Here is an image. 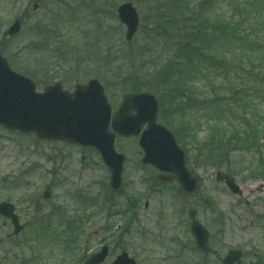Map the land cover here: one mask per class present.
Segmentation results:
<instances>
[{"label":"rangeland","instance_id":"rangeland-1","mask_svg":"<svg viewBox=\"0 0 264 264\" xmlns=\"http://www.w3.org/2000/svg\"><path fill=\"white\" fill-rule=\"evenodd\" d=\"M123 2H132L140 15L131 43L117 15ZM168 3L183 10L184 20L195 18L199 9L202 18L235 19V15H245L244 10L253 12L246 17L243 30L249 43H263L264 48V0H0V51L13 69L21 67L24 71H18L37 82L39 91L57 81L73 90L78 83L98 78L114 109L122 95L132 90L151 91L160 101L154 74L143 68L142 61L147 58L145 47L157 52L162 48L156 34ZM172 18L170 22L180 25L179 18ZM17 19L22 23L20 33L4 37ZM226 46L230 50L226 57L233 65L244 63L232 77L233 84L247 88L255 97L257 108L248 113L254 114L255 122L249 120L248 129L260 122L264 135V97L248 76L250 65L262 51H251L250 44L245 50L237 43ZM197 62L196 93L217 105L189 108L184 119L179 106H168L163 113L161 106L159 110L160 122L186 146L179 142L187 166L199 180L191 194L184 193L175 181L163 184L156 180L157 170L141 163L137 137L117 140V150L127 159L123 189L113 194L108 187L109 170L94 149L41 141L33 134L0 126V202L14 203L26 227L15 235L10 220L0 216V264H83L101 248L103 237L111 248L103 264H111L122 251L138 264H221L231 248L243 252L237 264H264V162L255 157L254 150L212 152L205 148L212 118L228 115L218 104L230 86L218 73L207 80L205 64ZM238 119L226 127L244 128L251 116ZM182 123L195 131L196 146L184 135ZM219 171L234 177L241 192L234 194L218 180ZM45 190L51 192L49 198ZM193 219L210 231L206 249L197 248L190 231Z\"/></svg>","mask_w":264,"mask_h":264},{"label":"water","instance_id":"water-1","mask_svg":"<svg viewBox=\"0 0 264 264\" xmlns=\"http://www.w3.org/2000/svg\"><path fill=\"white\" fill-rule=\"evenodd\" d=\"M38 4L35 5V8ZM120 21L126 27V39L131 42L137 33L140 18L136 7L126 2L118 7ZM22 24L16 20L8 29L10 36L20 33ZM159 102L151 92L125 93L121 105L113 114V107L98 78L86 84H77L73 92L65 90L62 82L37 91V83L12 69L8 59L0 52V124L10 130L34 133L38 139L63 141L92 147L100 154L110 171L109 187L117 192L123 185L126 157L116 150L118 135L139 136L144 150L142 162L160 172L163 182L177 180L186 193H192L198 185L186 166L185 152L174 134L158 122ZM146 126V127H145ZM225 178L233 192L238 187L232 178ZM49 196V193H46ZM0 214L10 218L19 233L24 227L15 214V206L0 203ZM191 233L198 248L209 241V230L197 220L191 223ZM109 254L105 245L93 253L84 264H102ZM243 256L239 249H230L222 264H235ZM113 264H137L134 258L123 252Z\"/></svg>","mask_w":264,"mask_h":264},{"label":"trees","instance_id":"trees-1","mask_svg":"<svg viewBox=\"0 0 264 264\" xmlns=\"http://www.w3.org/2000/svg\"><path fill=\"white\" fill-rule=\"evenodd\" d=\"M198 5L202 6L203 2L198 3ZM209 6L210 4L204 8L205 12ZM163 8V17L161 18L163 25L156 34L160 38L159 43H161L162 48L157 52L154 48L145 47L143 56L147 58L142 61L143 68L147 67L154 74L157 81L162 113L164 108L168 106H179L180 117L184 119L189 113V108L199 110L207 105L211 106L212 103L217 105V101L208 100L206 97L200 98L202 96L196 93L193 80L199 75L197 60L201 61L206 66L204 68L207 72V80L211 78V75L218 73L224 77V82L228 81L230 86L228 89L223 90L224 97L222 96V102L218 104V108L222 112L224 110L228 112V115L225 117L226 119L212 118L211 133L205 139L207 141L205 143L207 147L205 148L212 152L223 148L231 151L238 149L254 150L255 157L263 163L264 135H261V123L259 122L260 125L254 123L253 128L248 129V126H251L249 120L255 122L253 121L255 119L254 114H248L249 111L254 113L257 108L254 105L255 97L251 95L252 92L247 88L235 86L232 82V77L241 67H244V63L233 65L232 60L226 57V54L230 51L226 46L228 44L233 46L234 43H237L243 49L249 47L250 44L251 51L257 53L262 51V56L260 55L259 59H256L257 61L252 62V65H250V75L248 76L252 78L249 81L258 85L256 89L261 90L262 97H264V48L261 45L262 43H259L260 45L253 42L249 43V35L243 30L246 24L244 16L240 15L237 18L235 15L236 20L234 16L227 18L205 16L202 18V11L199 9L195 18L184 20L182 9L177 10L171 3L165 4ZM158 11L156 9V13ZM171 16L172 19L179 18L180 25L170 22ZM6 35L4 34V37ZM171 40H174V43ZM258 68L259 71H257ZM17 69L24 71L21 67ZM231 100L235 101L231 102ZM233 105L238 106L242 113H239L237 108L234 109ZM247 115L251 116V119L245 121ZM161 116L163 118V114ZM240 116L245 121L246 127L237 126L236 129L226 127L227 123L231 125L233 122H237ZM181 126L182 130L187 133L184 135L187 137L189 135L188 138L191 139L192 145L196 146L195 131L190 130L189 125L186 123H182ZM177 139L179 140L178 137ZM179 142L181 141L179 140ZM182 145L186 148L183 143Z\"/></svg>","mask_w":264,"mask_h":264}]
</instances>
